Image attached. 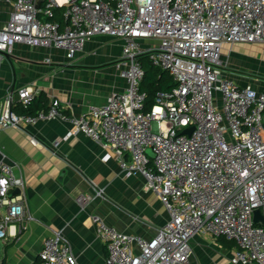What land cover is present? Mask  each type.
<instances>
[{
    "label": "built area",
    "instance_id": "2783aa9c",
    "mask_svg": "<svg viewBox=\"0 0 264 264\" xmlns=\"http://www.w3.org/2000/svg\"><path fill=\"white\" fill-rule=\"evenodd\" d=\"M13 6L0 28V69L17 44L63 50L73 59L97 35L124 42L117 68L126 89L86 114L67 113L56 98L36 115L15 113L17 103L26 109L36 98L31 86L0 100V130L22 122L69 124L56 147L85 134L113 151L123 172L142 176L167 208L170 220L152 240L93 215L108 253L104 264H192L196 235L235 242L233 264H264V224L254 220L256 210L264 217V92L227 78L223 58L225 46L264 44V0H14ZM143 56L176 83L171 92L158 94L149 111L141 90ZM191 127L190 135L183 134ZM25 188L0 148L3 243L34 220ZM96 193L102 196L104 190ZM38 260L79 264L62 231L45 239Z\"/></svg>",
    "mask_w": 264,
    "mask_h": 264
},
{
    "label": "crops",
    "instance_id": "0c3cea01",
    "mask_svg": "<svg viewBox=\"0 0 264 264\" xmlns=\"http://www.w3.org/2000/svg\"><path fill=\"white\" fill-rule=\"evenodd\" d=\"M13 3L0 0V28L9 21ZM123 44L121 39L97 35L73 59L63 50L17 44L1 65L0 100L9 91L31 86L36 98L45 95L49 105L56 98L67 113L86 114L91 107L106 104L112 93L126 89L117 68ZM223 58L227 78L264 92V44L225 46ZM70 129L69 124L51 120L0 130V148L7 161L15 164V174L25 181L27 206L34 218L23 232L2 243L0 264H39L43 242L54 231L63 232L79 264H104L108 253L93 215L146 240L155 238L169 222L167 208L147 190L144 178L123 172L113 151L85 134L56 147V140ZM108 154L111 158L104 160ZM98 189L104 190L102 196L97 195ZM191 249L192 264H233L237 245L196 235Z\"/></svg>",
    "mask_w": 264,
    "mask_h": 264
},
{
    "label": "trees",
    "instance_id": "16d2710c",
    "mask_svg": "<svg viewBox=\"0 0 264 264\" xmlns=\"http://www.w3.org/2000/svg\"><path fill=\"white\" fill-rule=\"evenodd\" d=\"M56 19L63 23V13L62 11L56 12ZM141 62L144 67L145 75L141 84L142 92L146 93V111H149L156 104L157 96L159 93H168L173 90L176 86L172 76L157 67H154L147 59V56L141 57ZM49 107L48 99L45 95L41 94L39 97L35 98L28 108H24L22 104L17 103L14 106L13 111L19 115H36L41 110H46ZM224 239L226 238H219ZM236 244L233 241H229ZM238 249V248H237Z\"/></svg>",
    "mask_w": 264,
    "mask_h": 264
},
{
    "label": "water",
    "instance_id": "95a60500",
    "mask_svg": "<svg viewBox=\"0 0 264 264\" xmlns=\"http://www.w3.org/2000/svg\"><path fill=\"white\" fill-rule=\"evenodd\" d=\"M16 100H18V96H16ZM193 130H194V127H191V128L185 129V130L183 131V134L190 135V134L193 132ZM18 193H19V190H16V191L14 192V194H18ZM254 220H255L256 223H258V222H262V223L264 224V217H263V215H262V213H261L260 210H256V211H255V217H254Z\"/></svg>",
    "mask_w": 264,
    "mask_h": 264
},
{
    "label": "rangeland",
    "instance_id": "374dc122",
    "mask_svg": "<svg viewBox=\"0 0 264 264\" xmlns=\"http://www.w3.org/2000/svg\"><path fill=\"white\" fill-rule=\"evenodd\" d=\"M58 50V49H57ZM2 241H0V248H2ZM4 257H3V254L2 253H0V259H3Z\"/></svg>",
    "mask_w": 264,
    "mask_h": 264
}]
</instances>
